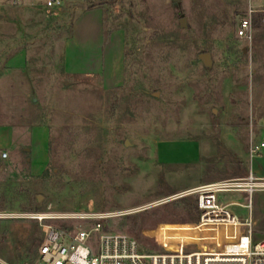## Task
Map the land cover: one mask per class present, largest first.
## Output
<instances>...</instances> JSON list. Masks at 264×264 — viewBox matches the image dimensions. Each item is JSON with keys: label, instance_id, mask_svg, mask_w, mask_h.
Returning a JSON list of instances; mask_svg holds the SVG:
<instances>
[{"label": "rangeland", "instance_id": "1", "mask_svg": "<svg viewBox=\"0 0 264 264\" xmlns=\"http://www.w3.org/2000/svg\"><path fill=\"white\" fill-rule=\"evenodd\" d=\"M95 6L103 10L105 40L112 31L123 37L117 87L105 88L99 74L65 70L72 24ZM247 10L248 0H180L178 8L171 0H63L60 10L0 0V125L19 136L42 125L48 139L39 175L30 173L25 152L0 158V264L31 263L24 243L42 228L31 216L38 212L108 213L110 230L157 252L156 239L185 234L182 200L195 198L179 196L185 188L245 177L249 169L264 176V152L248 153L264 137V25L253 27L250 41L239 36ZM90 52L72 51L84 68ZM205 52L209 67L198 58ZM18 53L19 63L9 62ZM181 141H191L184 155L159 158L164 143ZM218 197L250 201L255 238L264 237V190Z\"/></svg>", "mask_w": 264, "mask_h": 264}, {"label": "built area", "instance_id": "2", "mask_svg": "<svg viewBox=\"0 0 264 264\" xmlns=\"http://www.w3.org/2000/svg\"><path fill=\"white\" fill-rule=\"evenodd\" d=\"M14 3L29 1L36 8L60 10L63 0H11ZM248 12L238 22V34L250 41L252 15H261L264 25V5L253 8L248 0ZM264 152V137L250 142V159ZM2 157L6 153H2ZM264 190V176H257L252 169L241 178H231L202 184L179 194H195L198 218L187 225L185 234L172 235L157 240V252L144 251L137 240L123 232L107 227L108 213L81 212L50 214L33 213L43 230L35 264H264V237L255 238V227L250 201L223 203L218 197L223 192H244L251 195ZM178 196V195H176ZM175 197V196H174ZM248 209V215L240 217L231 206ZM62 220L63 225L46 222ZM78 219L77 226L68 223ZM174 232V231H171Z\"/></svg>", "mask_w": 264, "mask_h": 264}, {"label": "crops", "instance_id": "3", "mask_svg": "<svg viewBox=\"0 0 264 264\" xmlns=\"http://www.w3.org/2000/svg\"><path fill=\"white\" fill-rule=\"evenodd\" d=\"M107 38L105 40L103 34V10L95 6L82 11L72 24L71 37L66 44L65 70L67 72L99 74L105 88L121 85L123 80V37L112 31ZM83 48L91 50L90 53L92 54L88 61L90 62L89 67L86 68L82 64L83 61L72 53L74 51L75 54L76 51L83 50ZM20 57V53H18L9 59V62L19 63ZM47 142V130L42 125L32 126L27 133L20 136L12 125H0V158L6 159L8 156L15 158L19 157V152H25L28 168L32 175L41 174L46 166ZM174 144H182L183 147V145L191 144V141L164 143L163 151H158L161 160H166L171 152L184 155V147H173ZM2 153H6V156L2 157ZM43 158H45V162L41 166L40 161ZM197 158L198 154L196 152L195 160ZM199 183L202 185L207 181ZM196 185L185 189L194 188Z\"/></svg>", "mask_w": 264, "mask_h": 264}, {"label": "trees", "instance_id": "4", "mask_svg": "<svg viewBox=\"0 0 264 264\" xmlns=\"http://www.w3.org/2000/svg\"><path fill=\"white\" fill-rule=\"evenodd\" d=\"M261 23V15L260 13L256 12L252 15V24L253 27L259 25ZM107 37V36H106ZM238 175V173H235L233 176ZM183 209L184 211H188V215L190 219L181 218L180 223H187V222H195L197 221V218L195 216L197 207H196V199L194 198L192 201H189L188 199H183ZM32 211H38L41 210L40 207H32ZM194 215V217H193ZM60 225H63L61 223ZM43 239V230L41 227H36V230L32 232L25 241V256L32 258L30 264H35L36 260L38 259V247Z\"/></svg>", "mask_w": 264, "mask_h": 264}, {"label": "water", "instance_id": "5", "mask_svg": "<svg viewBox=\"0 0 264 264\" xmlns=\"http://www.w3.org/2000/svg\"><path fill=\"white\" fill-rule=\"evenodd\" d=\"M173 3V6L175 8H178L180 6V0H171ZM181 16V20L180 23L181 25H184V18H183V14H180ZM198 58L202 61L203 65L205 67H209L211 65V59H210V54L205 52V53H201L198 55Z\"/></svg>", "mask_w": 264, "mask_h": 264}]
</instances>
